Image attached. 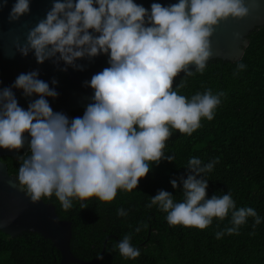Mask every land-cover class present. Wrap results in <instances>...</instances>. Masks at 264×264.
<instances>
[{
  "label": "clouds",
  "instance_id": "9594fccd",
  "mask_svg": "<svg viewBox=\"0 0 264 264\" xmlns=\"http://www.w3.org/2000/svg\"><path fill=\"white\" fill-rule=\"evenodd\" d=\"M30 4L31 0H13L8 20L30 13ZM7 5L3 0L0 8ZM250 11L247 0H177L167 5L153 2L150 8L136 0H53L45 17L29 29L26 42L17 45L21 54L32 51L40 63L56 57L74 67H80L75 63L79 58L106 54L109 66L86 82L94 90L92 103L73 118L53 110L47 98L58 93L37 70L20 73L12 86L0 89V148L21 149L27 141L29 154L16 176L31 200L54 195L65 211L74 200L81 201V208L93 197L111 202L118 190L137 187L149 172V162L172 160L164 156L172 130L191 135L202 118H214L224 95L208 88L186 96L173 88L174 78L181 71L192 75L193 64L203 73L212 55L215 26L229 18L243 19ZM13 89L36 98L25 108ZM215 163L190 157L191 171L181 177L182 198L161 189L149 207L157 205L170 226L197 229L230 214L231 226L216 232L217 239L225 233L239 234L249 217L260 224L257 210L238 206L231 190L207 195L206 176ZM171 184L177 187L176 180ZM117 212L126 215L123 208ZM116 247L124 257L140 255L130 235Z\"/></svg>",
  "mask_w": 264,
  "mask_h": 264
},
{
  "label": "trees",
  "instance_id": "16d2710c",
  "mask_svg": "<svg viewBox=\"0 0 264 264\" xmlns=\"http://www.w3.org/2000/svg\"><path fill=\"white\" fill-rule=\"evenodd\" d=\"M248 39L240 60L214 58L203 73L192 67V75L181 71L174 78L173 88L186 96L208 88L224 95L214 118H202L201 127L191 135L172 130L164 156L173 159L149 162V172L131 192L118 190L111 202L89 198L84 208L81 201L74 200L67 211L54 195L41 198L56 207L61 220L71 222V248L77 257L92 261L106 243L103 256L93 264H264V25L252 30ZM240 63L245 67L238 68ZM84 110H75L73 116L82 115ZM28 154L21 151L2 157L11 175L16 176ZM192 156L204 164L216 161L206 176L207 195L231 190L238 206L257 210L260 224L249 217L239 234L225 233L217 239L216 232L231 226L230 214L224 220L214 218L206 229H197L170 226L157 205L149 207L151 197L161 189L182 198L181 177L190 173L187 161ZM172 180L177 181L176 188ZM119 208L126 215H118ZM125 235L140 249L134 259L124 257L116 247ZM61 257L53 242L38 232L27 230L11 236L0 230V264H60Z\"/></svg>",
  "mask_w": 264,
  "mask_h": 264
},
{
  "label": "water",
  "instance_id": "95a60500",
  "mask_svg": "<svg viewBox=\"0 0 264 264\" xmlns=\"http://www.w3.org/2000/svg\"><path fill=\"white\" fill-rule=\"evenodd\" d=\"M3 0H0L2 3ZM138 4L150 8L153 2L164 5L176 3L177 0H136ZM13 0H8L7 7L0 8V89L13 85L20 73L37 70L39 78L48 82L58 95L48 97L54 111L64 112L73 118V112L85 109L92 103L94 90L86 83L92 76L108 67V56L99 54L95 57L79 58L75 61L80 67L65 64L56 57L38 62L32 51L27 55L21 54L17 45H23L30 28L45 17L53 5V0H31L30 13L20 20L10 22L8 12ZM251 9L250 14L243 19L229 18L221 21L210 37L212 55L208 61L220 58L228 61L240 60L245 48L249 44L248 35L256 27L264 25V0H247ZM207 61V62H208ZM195 65H189V68ZM56 80V84L52 81ZM19 103L27 108L29 100L36 97H24L22 91L13 89ZM28 137V134L25 133ZM29 151L27 141L21 149L0 148V230L16 236L23 231L38 232L43 237L50 239L54 246L61 252L60 264H93L103 256L106 250L104 243L102 253L92 261H85L77 257L71 248L72 224L70 221L61 220L56 207L44 200L32 201L26 192L25 186L20 185L17 177L11 175L8 165L2 160L5 155H16Z\"/></svg>",
  "mask_w": 264,
  "mask_h": 264
}]
</instances>
